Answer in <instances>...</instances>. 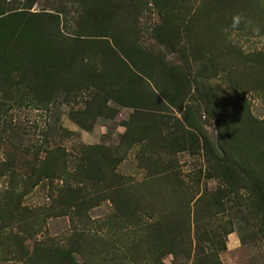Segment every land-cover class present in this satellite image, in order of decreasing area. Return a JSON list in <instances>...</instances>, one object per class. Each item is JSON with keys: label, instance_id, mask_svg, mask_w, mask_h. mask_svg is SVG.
Returning a JSON list of instances; mask_svg holds the SVG:
<instances>
[{"label": "rangeland", "instance_id": "rangeland-1", "mask_svg": "<svg viewBox=\"0 0 264 264\" xmlns=\"http://www.w3.org/2000/svg\"><path fill=\"white\" fill-rule=\"evenodd\" d=\"M223 3L224 0H180L183 10L176 11L169 19L170 25L166 26L157 7L148 1L141 12L128 21L142 49L168 66H178L190 78L199 80V73H203L207 86L215 90V99L221 106L219 113L214 108L204 111L201 104L198 108V103L195 111L216 156L201 152L171 156L160 149L152 151L151 138L140 142L123 139L132 110L111 101L101 104L97 112L87 111L86 98L80 93L63 90L51 101L42 103L33 94L25 93L21 86L3 84L4 91L0 92V172L4 170L3 163H11V167L9 172L0 174V211L8 207L6 202L15 200L8 199V195L15 197L22 193L21 180L31 176L32 181L19 201L30 210V234L18 231L14 221L11 228L6 222H0L1 236L14 233L24 241L23 249L7 243L11 245L0 250V264H46L45 258L37 259L49 254L45 248L66 247L72 233L81 229L98 238L119 239V248L127 255L126 247L122 246L130 247L135 220L131 217V222L127 219L120 222L121 216L113 217L111 197L114 194L122 197L129 191L135 198L130 200L133 207L140 204L135 210L138 226L159 220L166 223L169 221L167 212L179 209L178 204H185L189 211L187 226L192 230L195 224L229 230L223 236L224 249L217 252L220 264H264V227L260 219L250 218L252 206L248 209L244 205L245 201L254 203L257 199L253 182L247 175L249 171L240 163V159L249 161L264 182V84L261 82L264 58L259 55L264 53V0H229L230 5L225 6ZM29 11L59 12L63 35L77 33L80 6L76 2L34 0ZM236 14L241 15L242 22L233 29ZM170 30L173 33L170 40L163 38ZM88 61L99 66L93 59ZM257 66L259 69L255 70ZM78 68L79 65L72 67L73 70ZM147 86L148 90L154 89L152 85ZM7 92L11 96L9 99L5 96ZM163 116L162 120L168 119L170 130H173L175 118H180L179 112L168 108ZM148 122L144 119L143 126ZM158 135L156 132L155 144H164ZM226 142L236 145L227 147L228 154L220 149ZM57 148L58 152L66 154L60 172L51 179L33 178L31 167L39 168L46 151ZM171 160L176 161L175 171L168 164ZM228 161L243 180L237 184L245 188L234 186L233 181L238 177L219 166ZM88 163L92 168L90 173L86 170ZM12 174L18 180L16 185L12 184ZM69 189L86 195L87 202L80 203L79 213L73 214L75 210L69 201L71 205L68 206H72L69 215H54L51 207L60 204L58 199H63L60 195ZM226 191L229 194H224ZM236 192L241 198H251L239 200L238 204L232 196ZM217 201L224 204L223 213L212 218L195 215L202 205L208 202L213 205ZM147 202L152 204L151 208H144ZM114 223L118 226L112 231L109 224ZM34 250L39 256H30ZM163 262L195 263L182 254L165 255Z\"/></svg>", "mask_w": 264, "mask_h": 264}, {"label": "trees", "instance_id": "trees-1", "mask_svg": "<svg viewBox=\"0 0 264 264\" xmlns=\"http://www.w3.org/2000/svg\"><path fill=\"white\" fill-rule=\"evenodd\" d=\"M70 1L80 6L79 24L75 35H63L59 12H30L34 0H0V92L4 91L3 84L9 83L21 86L25 93L33 94L36 100L44 103L51 101L60 91L68 90L84 96L87 111L93 109L96 112L101 104L111 101L119 107L132 110L123 139L140 142L147 137L151 138V142L154 143H152L154 147H150L152 151L160 149L169 152L171 156L181 152L190 155L201 152L203 155L208 153L216 156L207 143V137L196 118L195 111L198 103V108L201 104L204 111H207V108H214L219 113L221 106L215 99V90L207 86L203 73H199V80L197 77L190 78L178 66H168L142 49L136 43L135 30L128 22L132 15L141 12L149 1L157 7L163 25L169 26V19L175 16L176 11L183 10L180 0ZM227 4L230 5L229 0H224L222 5ZM172 36L170 30L163 38L170 40ZM259 55L264 58V53ZM89 59L98 62L99 66L91 65ZM74 65H79V68L73 70ZM261 82L264 84V77ZM146 84L152 85L154 89L148 90ZM5 96L7 99L11 98L8 92ZM168 108H175L180 114V118H175L173 130H170L168 119L162 120L163 111ZM144 119L149 121L146 127L143 126ZM156 132L164 144H155ZM231 145L236 147L235 144L226 142V146L220 149L228 154L227 147ZM23 150L28 152L29 149L24 147ZM46 153L39 168L31 167L33 178L37 176L51 179L56 176V172H60V165L65 163L66 154L58 152V148L48 150ZM49 158L51 160H47ZM230 163L232 162L221 163L219 166L223 171L238 177V180L236 178L233 181V185L236 186L237 181L243 180L240 178L241 175L230 167ZM240 163L249 171L247 175L253 182L254 197L257 199L254 203L245 201L244 205L248 209L252 206V210L249 211L250 218L253 221L260 219L263 228L264 182L249 161L244 162L240 159ZM168 164L175 171L176 161L171 160ZM1 165L4 170L0 174L10 171L11 163ZM86 170L89 173L92 171L90 163L87 164ZM91 175L93 176V173ZM13 176L12 174L11 181L16 185L18 180ZM31 181V176L21 180L22 193L15 194V197L8 195V199L15 200L6 202L11 208L7 207L0 211V222H6L11 228V222L14 221L15 228L26 235L30 234L31 228L28 222L31 218L30 210L27 206H21L19 201L27 192L26 188ZM237 185L245 188L241 183ZM224 194L229 193L226 191ZM61 196L63 199H58L61 203L51 207L54 215L67 216L72 206L75 210L73 214L79 213V204L88 200L87 196L81 195L78 190L69 189ZM232 196H235L238 204L239 200L251 198L250 196L241 198L237 192ZM131 199L135 198L131 196L130 191L122 197L116 194L111 197L115 210L113 217L121 216L119 221L127 219L131 222V217L135 220L133 236L129 235L130 247L122 246L126 247L127 255L122 254L119 239L98 238L81 229L72 233L73 236L66 247L45 248L49 254L41 255L37 259L45 258L46 264H164L165 255L182 254L191 257L194 264H220L217 252L224 249L223 236L228 234L229 230L223 227L212 229L202 224H195L192 230L187 226L189 211L186 210L185 204H178L179 209L168 211L169 221L166 223L159 220L154 223H141L138 226L135 210L140 204L134 208ZM69 201L72 203L71 207ZM223 205L220 201L214 202L213 205L208 202L207 205H202L195 215L199 214L201 218L215 217L224 212ZM151 207L152 204L148 202L144 205L146 209ZM144 214L150 217L145 211ZM117 223L109 224V228L112 231L116 230ZM21 239L14 233L0 235V250H5L11 244L23 249L21 246L24 241ZM35 250L31 257L39 256ZM30 256H27L29 260Z\"/></svg>", "mask_w": 264, "mask_h": 264}, {"label": "clouds", "instance_id": "clouds-1", "mask_svg": "<svg viewBox=\"0 0 264 264\" xmlns=\"http://www.w3.org/2000/svg\"><path fill=\"white\" fill-rule=\"evenodd\" d=\"M242 22V17L240 14H236L234 17H233V23H232V27L233 29L237 28Z\"/></svg>", "mask_w": 264, "mask_h": 264}]
</instances>
